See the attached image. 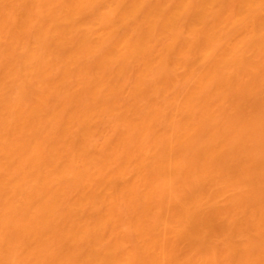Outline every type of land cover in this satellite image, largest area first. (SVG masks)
Instances as JSON below:
<instances>
[{
  "label": "bare ground",
  "instance_id": "6f19581e",
  "mask_svg": "<svg viewBox=\"0 0 264 264\" xmlns=\"http://www.w3.org/2000/svg\"><path fill=\"white\" fill-rule=\"evenodd\" d=\"M0 264H264V0H0Z\"/></svg>",
  "mask_w": 264,
  "mask_h": 264
}]
</instances>
